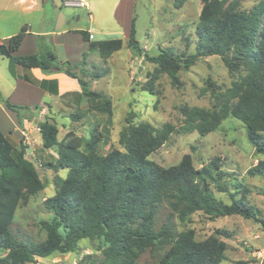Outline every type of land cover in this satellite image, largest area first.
<instances>
[{
	"label": "trees",
	"instance_id": "1",
	"mask_svg": "<svg viewBox=\"0 0 264 264\" xmlns=\"http://www.w3.org/2000/svg\"><path fill=\"white\" fill-rule=\"evenodd\" d=\"M135 21L136 18L126 45L141 56L143 50L136 40ZM78 33L89 43L90 51L105 58L124 46L122 39L92 41L88 32ZM27 34L28 28L24 26L7 45H0V55L7 57L12 67L37 68L45 74L65 73L78 80L89 100L99 103V112L112 115L111 100L104 93L91 90L87 80L101 78L106 71L88 75L82 70L83 78L75 76L70 69L85 65L86 54L77 64L57 63L50 50L14 56ZM196 34V53L191 56L176 55L172 49L144 56L147 62L158 66V72L168 74L174 86H180L179 72L203 57L219 56L231 74L245 70L248 76L232 107L218 105L211 112L183 109L185 123L181 131L185 134L198 131L205 136L231 115L244 124L256 154L264 155V1L247 12L241 9L240 0L232 3L203 0ZM156 80L150 78L142 90L155 95ZM4 103L18 114L27 109L9 101ZM39 129L43 147L58 149L57 165L49 166L55 170L68 169V174L65 179L57 178V193L44 203L54 213L51 222H41L47 232L46 240L41 243L21 240L14 230L17 209L30 196L44 190L45 185L35 165L26 158V148L16 149L0 130V252L5 254L0 264H35L36 257L74 252L84 239L101 240L105 248L102 257L86 256L81 264H138L145 253H150L156 264H221L226 259L225 241L217 236L197 241L193 230L179 232L175 220L184 224L193 215L202 213L212 221L240 216L264 225L260 218L263 213L248 201L245 186L239 184L231 204L216 197L213 187L228 192L225 180L232 176L223 170L221 157H214L200 169L194 166L190 154L169 168L157 167L148 160L178 131L174 125L165 124L160 129L147 122L135 127L128 125L120 139L126 152L112 150L106 156L97 153L100 134L85 143L84 154L79 151L81 141L71 132L59 141L56 124L44 121ZM247 173L251 177L264 176V161ZM217 234L232 237L228 231Z\"/></svg>",
	"mask_w": 264,
	"mask_h": 264
},
{
	"label": "rangeland",
	"instance_id": "2",
	"mask_svg": "<svg viewBox=\"0 0 264 264\" xmlns=\"http://www.w3.org/2000/svg\"><path fill=\"white\" fill-rule=\"evenodd\" d=\"M17 1L0 0V17L7 23L5 31H15L19 23L26 18L35 23L31 31L42 30L39 28L44 14H52L57 9L59 13L53 25L56 29L60 15L69 12L62 6L60 0H54L55 3L38 0L39 12L25 16V13L20 11L21 6L14 4ZM118 1L91 0L89 6L83 5L77 9L78 13L69 26L70 29L85 25L92 27L94 23L89 21L91 14L95 15L96 23L105 26L106 30L112 29L114 25L110 16ZM233 1L238 0H230V3ZM263 1L240 0L241 9L249 12ZM180 2L181 0L136 1L132 17L136 18V40L143 50V55H135L127 45L107 58L90 51L84 58L85 65L82 64L78 69H70L78 78H83L82 70L88 75L106 71L101 78L86 79L90 81L91 90L104 93L111 100L112 115L99 112L97 110L99 103L87 98L73 106L71 110H57L42 121L58 126L59 141L71 132L81 141L79 151L84 154L85 143L100 134L102 137L97 153L101 156H106L112 150L126 152L120 139L121 132L128 125L135 127L147 122L158 129L165 124L174 125L178 131L165 145L150 155L148 160L157 167L169 168L179 164L185 155L190 154L194 166L200 169L214 157H221L224 161L223 170L232 176L225 180L228 192H219L217 187H213L216 197L226 204H231L232 195H235L237 187L241 184L248 189V201L262 211L260 218L264 220V176L251 177L247 173L258 162L264 161V155L256 154L248 141L244 124L229 115L205 136L198 131L190 134L181 131L185 123L183 114L185 108L211 112L217 109L218 105L232 107L236 104L248 73L241 70L231 74L221 57H203L189 69L181 70L178 74L180 86H174L169 75L158 72V66L147 62L144 56L145 54L156 56L164 49H172L176 55L184 57L196 53L198 41L196 32L200 25L203 0ZM223 10L224 8L220 12ZM97 30L99 27L93 29ZM50 50L59 54L55 48ZM81 58L83 60V56ZM152 77L157 78L154 86L155 95L142 90V85L149 83ZM37 121L39 120H35L34 128L37 127ZM36 133L38 134L37 130ZM57 151V147L41 148V155L28 156L29 161L37 168L45 188L30 196L27 203L20 204L17 209L14 230L21 240L41 243L47 238V232L42 228L41 222H51L54 213L48 210L44 203L57 193V178L65 179L68 174V169L55 170L53 167L57 165ZM236 196L239 198L241 195ZM175 222L179 232L193 230L197 241H204L211 236H217L225 241L228 248L226 259L221 264H257L253 252L264 250V225L253 219L229 216L212 221L206 215L197 213L184 224L178 220ZM217 231H228L232 237L227 239L217 234ZM104 248L101 240L84 239L78 242L74 252L54 253L42 258L41 264H81L86 256L102 257ZM138 264H156V259L150 253H145L138 260Z\"/></svg>",
	"mask_w": 264,
	"mask_h": 264
},
{
	"label": "crops",
	"instance_id": "3",
	"mask_svg": "<svg viewBox=\"0 0 264 264\" xmlns=\"http://www.w3.org/2000/svg\"><path fill=\"white\" fill-rule=\"evenodd\" d=\"M35 1L38 3V0ZM43 1L55 3L54 0ZM60 1L62 6L69 10L68 13L64 14L65 21H71L69 25H65L61 30L53 28L59 13L57 9L52 14H44L41 19V28H39L42 30L36 31H31L35 23L30 18L20 22L15 31H5L7 23L3 17H0V37L3 36L0 38V45H7L12 36L18 34L24 26H27L28 34L14 56H29L43 50L55 48L56 51H59V54L54 53L57 63L69 61L77 64L82 61L81 57L84 54L90 53L89 43L83 40L81 34L78 33L79 31L88 32L92 41L122 39L124 45L128 43L132 23L135 19V17H132L134 4L137 0H119L117 2L110 16L114 26L109 30H106L105 26L103 27L99 22L96 23L94 14L89 15V21L94 23L92 27L85 25L70 29L69 26L78 13L77 9L82 6L66 5L68 1L73 0ZM89 2L84 0L83 5L89 6ZM14 4L21 6L20 11L25 13V16L39 12V3L37 6H31L30 2L24 5L21 0H18ZM4 9L6 10L7 7L5 6ZM67 26L69 28H66ZM97 27H99V30L93 31ZM115 35L119 37L117 38ZM85 99L87 97L83 94L78 80L67 76L65 73L54 71L51 74H45L37 68L12 67L10 60L0 55V130L16 149L21 146L26 148L27 159L30 155H41V148L45 149L39 131V126L44 121L42 119H46L57 110H71L73 106L78 105ZM5 101L27 109L21 110L18 114L10 110L5 105ZM35 120H39L36 122V128H34ZM36 134L38 135L37 139Z\"/></svg>",
	"mask_w": 264,
	"mask_h": 264
},
{
	"label": "built area",
	"instance_id": "4",
	"mask_svg": "<svg viewBox=\"0 0 264 264\" xmlns=\"http://www.w3.org/2000/svg\"><path fill=\"white\" fill-rule=\"evenodd\" d=\"M28 2H30L31 6L38 5V3L35 0H21V3L24 5H26ZM83 4H84V0H73V1H68L66 3V5L68 6H83ZM254 255H255L254 257L257 261V264H264V250H256ZM41 259L42 258L36 257V264H41Z\"/></svg>",
	"mask_w": 264,
	"mask_h": 264
},
{
	"label": "water",
	"instance_id": "5",
	"mask_svg": "<svg viewBox=\"0 0 264 264\" xmlns=\"http://www.w3.org/2000/svg\"><path fill=\"white\" fill-rule=\"evenodd\" d=\"M46 1L48 2L49 0H46ZM60 16L61 17H60L59 23L56 27L57 30H61L65 25H69L71 23V21H65V15L61 14Z\"/></svg>",
	"mask_w": 264,
	"mask_h": 264
}]
</instances>
